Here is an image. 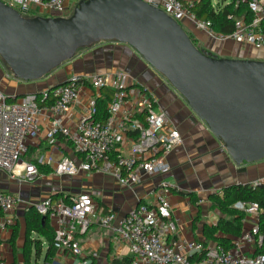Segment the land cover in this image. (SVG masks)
Listing matches in <instances>:
<instances>
[{
  "label": "built area",
  "instance_id": "1",
  "mask_svg": "<svg viewBox=\"0 0 264 264\" xmlns=\"http://www.w3.org/2000/svg\"><path fill=\"white\" fill-rule=\"evenodd\" d=\"M23 17L68 18L81 0H0ZM161 10L179 25L183 20L192 22L199 30L217 41H232L239 45L264 49V0H243L251 14L249 21L234 18V30L228 35L215 33L209 22L199 21L191 8L199 0H143ZM89 89L87 113L74 128L62 124V116L75 104L82 89ZM102 90L111 92L107 103V118L95 121L97 95ZM146 88L127 73L115 70L100 75H72L68 82L54 90L25 94L7 99L0 92V170L10 173L20 183L33 182L39 175L37 166L23 161L28 151V138L42 134L51 148L56 137L62 136L80 162L69 158L54 160L42 156L38 164L49 165L54 174L74 176L81 172H94L112 176L124 189H131L145 179L164 176L170 172L167 156L181 144L178 130L155 107L156 99L148 97ZM50 119L42 131L40 117ZM264 185V178L252 186ZM169 185L161 183L154 194L152 205L140 204L132 208L116 227L111 223L112 212L100 215L91 193H78L62 200L45 198L31 207L47 217L53 232V248L57 255L75 259L83 256L76 235H83L92 225L110 230L118 242L129 246V264H263L264 256L256 254L262 238L256 237L260 208L255 202H235L232 207L243 213L241 223L252 217L255 225L241 232L231 249L219 245H205L188 241L180 251L176 239L167 236L176 231L167 200ZM19 200L0 191V213L4 223L11 225V214ZM245 247H252L251 256ZM199 255L192 262L190 257ZM0 264H5L0 257ZM78 264L85 262L78 261Z\"/></svg>",
  "mask_w": 264,
  "mask_h": 264
},
{
  "label": "crops",
  "instance_id": "2",
  "mask_svg": "<svg viewBox=\"0 0 264 264\" xmlns=\"http://www.w3.org/2000/svg\"><path fill=\"white\" fill-rule=\"evenodd\" d=\"M197 39V38H196ZM219 58H235L264 61V49L256 50L251 46L239 45L229 41L216 54ZM119 70L130 75L138 85L146 88L149 95L156 99L155 107L161 111L167 121L181 135L182 142L167 156L170 172L164 176L145 179L131 189L121 188L110 175L94 172H81L74 176L54 174L49 165L38 164L42 156H52L54 160L69 158L75 164L80 162L69 144L62 136L56 137L54 148H51L43 133L33 134L28 138V151L23 161L37 166L38 177L30 183H20L7 171L0 170V191L10 194L19 200V204L10 215L11 225L4 223L0 215V257L5 264L16 262L26 264L22 249L26 237L25 217L31 205L47 197L55 200L66 199L78 193H91L100 215L112 212L115 216L111 223L116 227L126 214L134 207L154 203V194L161 183L169 185L167 200L176 231L167 236V241L176 239L179 250L188 241L204 242L203 228L215 226L221 218L215 210L209 196L218 194L224 188L233 185L253 184L264 178V159L255 163L236 165L217 139L187 106L183 98L152 69L131 47L117 42H99L79 49L74 57L63 63L39 80L23 82L13 76L0 61V92L7 97H18L25 94L41 93L54 85L65 82L72 75L94 76L108 71ZM108 90L97 93L102 94ZM89 89H82L78 101L62 116V124L74 128L87 113ZM40 128L45 131L49 117H40ZM49 224V221H48ZM255 225L252 217H247L242 224V231ZM50 227V226H49ZM18 230L14 248L9 240L12 229ZM38 239L37 235H32ZM76 240L85 257L92 255V264H112L113 260L130 258L129 246L115 240L114 234L98 224L91 226L83 235H76ZM238 237L233 239L236 241ZM41 241L42 239L39 238ZM47 248L43 244L38 258L31 257L29 264H45L44 255ZM33 252V251H32ZM34 253V252H33ZM252 247H245V255L251 256ZM63 260L64 264H78L80 259L55 253L52 263ZM47 264V263H46Z\"/></svg>",
  "mask_w": 264,
  "mask_h": 264
},
{
  "label": "water",
  "instance_id": "3",
  "mask_svg": "<svg viewBox=\"0 0 264 264\" xmlns=\"http://www.w3.org/2000/svg\"><path fill=\"white\" fill-rule=\"evenodd\" d=\"M99 42L131 47L236 165L264 159V61L198 49L177 22L143 0H81L68 18L23 17L0 1V59L19 81L39 80Z\"/></svg>",
  "mask_w": 264,
  "mask_h": 264
},
{
  "label": "trees",
  "instance_id": "4",
  "mask_svg": "<svg viewBox=\"0 0 264 264\" xmlns=\"http://www.w3.org/2000/svg\"><path fill=\"white\" fill-rule=\"evenodd\" d=\"M192 13L197 20L209 22L215 33L228 35L234 30V18H244L249 21L251 14L247 4L243 0H231L229 4L223 0H199L191 8ZM264 33V23L262 24ZM192 43L196 46L195 40L189 35ZM197 47V46H196ZM111 99V92L105 91L102 97L96 101L95 121L104 122L108 116L107 103ZM53 200H55L53 198ZM209 201L212 207L220 212L221 218L215 226H205L203 228L204 244H214L221 246L224 250L231 249L234 245L233 239L239 237L242 231L241 220L243 213L235 210L232 205L235 202H255L260 208V215L257 224V235L261 237V245L256 248V254L264 256V185L252 186L251 184L233 185L222 189L221 196L211 194ZM1 215V213H0ZM44 218V221L42 219ZM26 237L22 254L26 264L30 263L31 256L38 258L41 254L43 244L47 250L44 255V263L51 264L55 255L53 248V232L49 227L47 217H42L32 208L28 211L26 217ZM36 234L38 239H33L32 235ZM18 235L16 228L12 229V235L9 240L10 245L14 248ZM39 238L42 240L40 241ZM32 251L34 252L32 254ZM200 256L195 254L190 257L192 262H196ZM130 258L116 259L112 264H129ZM16 264V262L10 263ZM264 264V263H263Z\"/></svg>",
  "mask_w": 264,
  "mask_h": 264
},
{
  "label": "rangeland",
  "instance_id": "5",
  "mask_svg": "<svg viewBox=\"0 0 264 264\" xmlns=\"http://www.w3.org/2000/svg\"><path fill=\"white\" fill-rule=\"evenodd\" d=\"M214 1L216 2L219 0H214ZM230 1L231 0H223L225 5L229 4ZM180 26L187 34H189L195 40V44L198 49L210 52L213 55L216 54L217 52L219 53V50L229 43V41H217L209 37L204 31L197 29L195 25L188 20H183ZM0 61L2 62L1 59ZM91 258L95 259L92 255H90V257H85L83 255L80 258V261L85 262V264H92L93 260ZM56 264H64V261L63 260L57 261Z\"/></svg>",
  "mask_w": 264,
  "mask_h": 264
}]
</instances>
